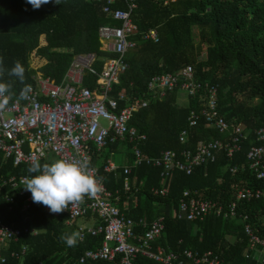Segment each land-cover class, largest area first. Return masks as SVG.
Returning <instances> with one entry per match:
<instances>
[{"label": "trees", "instance_id": "obj_1", "mask_svg": "<svg viewBox=\"0 0 264 264\" xmlns=\"http://www.w3.org/2000/svg\"><path fill=\"white\" fill-rule=\"evenodd\" d=\"M134 3L136 47L126 55L128 69L113 85L111 94L149 98L148 105L135 112L130 122V127L146 137L139 145L142 155L157 157L163 150L193 151L200 141L226 142L233 127L239 126L246 138L232 158L220 151L215 162L195 167L190 174L174 171L165 180L160 178V169L151 165L143 163L133 168L132 146L124 142L108 145L99 156H93L91 165L98 169L106 190L118 198L116 204L128 218H143L150 223L163 217L164 231L157 245L176 254L186 250L213 252L222 264H264V256L257 263L256 255L248 251L243 233L245 223L259 234L264 233V179L255 176L246 158L250 147L260 144L256 132L264 127V0H134ZM103 6L97 0H62L60 5L52 0L34 10L27 0H0V57L4 58V66L10 69L19 60L26 69L25 83L29 85L35 83L37 72L53 83H60L77 55H96L95 68L102 70L104 61L113 56L101 51L99 29L118 26L103 13ZM112 7L124 9L126 3L116 0ZM151 29L158 33L156 44L141 41L140 35ZM41 38L45 43H40ZM32 52L45 61L37 69L30 66ZM185 67L192 68L198 82L217 87V109L229 126L228 132L221 134L206 123L199 113L197 97L189 98L177 89L161 99L147 94L146 84L152 77L175 74ZM4 79L14 82L13 99L17 98L23 85L14 77ZM95 79L89 74L85 85L94 88ZM179 97L182 103L178 102ZM191 111L198 117L189 126ZM181 131H185L183 142L178 141ZM120 150L124 165L131 168L127 176L123 174L124 165H120ZM110 159L118 170L105 174L102 168ZM38 163L51 162L45 159ZM29 167L14 166L0 152V183L35 175L27 171ZM162 187L166 188V195L153 193ZM242 188L263 195L237 201L233 218L212 214L203 221L191 222L177 217L178 202L185 190L197 191L203 198L227 208ZM28 196L32 194L21 193L20 188L16 190L11 185L1 189L0 219L38 231L35 237H24L10 244L2 252L4 264H69L83 251L100 246L101 235L87 236L76 246H67L61 237L77 232L76 225L67 226L63 215L48 216L44 205L33 200L23 210ZM127 196L135 198L136 204L125 210L122 202ZM23 248L26 252L19 260L9 258L10 252L20 253ZM136 264L159 263L139 256Z\"/></svg>", "mask_w": 264, "mask_h": 264}, {"label": "built area", "instance_id": "obj_2", "mask_svg": "<svg viewBox=\"0 0 264 264\" xmlns=\"http://www.w3.org/2000/svg\"><path fill=\"white\" fill-rule=\"evenodd\" d=\"M103 2V13L118 23V26H103L99 29L101 51L113 57L104 61L102 70L95 68L98 58L94 54L74 56L68 70L60 83H53L49 77L37 72L30 98L26 100L12 99L7 108L0 112V152L5 159H11L14 166L38 163L54 156L68 161L88 160L93 174L103 186L95 198H85L76 206L69 205L63 213L53 214L44 206V212L51 217L63 215L65 224L72 226L76 219H93L89 225L76 226L82 241L85 237L101 235L103 240L95 249H87L81 255L69 261V264H86L97 262H115L116 264H136L139 256H143L159 264H222L218 255L213 252L199 253L183 251L173 253L157 245L164 231L162 216L147 223L145 219L128 218L116 206L118 200L104 186L103 179L96 167L91 165L93 156H99L110 144L124 142L131 145L133 154L132 167L141 164L151 165L160 169V178L168 179L174 172L190 174L195 167L213 163L220 151H225L229 158L240 150V142L246 138L241 126L233 127L231 137L222 142L218 139L200 141L195 149H184L179 153L163 150L157 157L142 155L139 145L146 140L145 135L130 127L133 114L149 103V98L132 97L124 93L112 95V87L128 69L126 55L136 47L133 40L138 35L136 26L132 23V11L136 8L134 0H123L124 9H114L116 0H97ZM141 41L156 44L158 33L151 29L140 35ZM90 74L95 77V86L85 85ZM147 94L161 99L166 93L179 90L189 98H198L199 113L206 123L224 134L229 131L228 124L217 109V87L209 83H200L191 67H185L175 74H162L152 77L146 84ZM198 117L191 111L188 118L189 126L195 124ZM100 121L107 123L103 127ZM257 146H252L247 152L249 168L258 179H264V127L256 132ZM185 131H181L178 141L183 142ZM123 174L129 175L131 168L122 167ZM118 167L108 161L102 168L105 174L115 173ZM11 185L13 189H21V193L31 194L24 190L25 185L9 179L0 183L1 189ZM124 189H128V180H124ZM154 194L164 196L165 187L153 190ZM263 195L260 191L238 189L236 200L228 205L205 199L197 191L185 190L178 202L177 217L191 222L203 221L209 215L233 218L236 215V203L239 200H249ZM32 197L28 196L23 210L30 206ZM246 216L243 217V221ZM243 233L247 239V249L256 255V262L264 256V233L259 234L251 225L245 223ZM38 231L19 228L0 219V264L6 259L2 252L8 250L10 244H15L24 237H35ZM25 248L20 253L10 252L9 258L19 260L25 254ZM249 256H246L248 259Z\"/></svg>", "mask_w": 264, "mask_h": 264}, {"label": "clouds", "instance_id": "obj_3", "mask_svg": "<svg viewBox=\"0 0 264 264\" xmlns=\"http://www.w3.org/2000/svg\"><path fill=\"white\" fill-rule=\"evenodd\" d=\"M52 0H27L34 10L51 3ZM55 4H62V0H55ZM26 69L19 61L14 62L10 69L4 66V58L0 57V112L4 111L15 96L14 82L5 81V76L14 77L23 85L18 100L30 98L32 86L25 83ZM31 176L21 178L23 188L32 194L34 203L49 208L53 214L63 213L69 205L76 206L85 198H95L103 190V186L90 168L89 161L64 159L52 163H33L27 170ZM62 241L69 247L77 245L80 239L78 232L62 236Z\"/></svg>", "mask_w": 264, "mask_h": 264}, {"label": "rangeland", "instance_id": "obj_4", "mask_svg": "<svg viewBox=\"0 0 264 264\" xmlns=\"http://www.w3.org/2000/svg\"><path fill=\"white\" fill-rule=\"evenodd\" d=\"M45 43L44 41V38H41V41L40 43L42 44ZM45 63L44 59H40L38 56H36L34 54V52H32V54L30 55V66L34 69H37L39 68L41 65H43ZM182 98L179 97V103H182ZM100 124L103 126V127H107V123L104 122V121H100ZM48 160L52 163L54 161L57 160V158H55L54 156H49ZM111 162V161H110ZM94 222L93 219H85V218H82V219H76L74 220V225L78 226V225H85V226H89L91 225L92 223Z\"/></svg>", "mask_w": 264, "mask_h": 264}, {"label": "crops", "instance_id": "obj_5", "mask_svg": "<svg viewBox=\"0 0 264 264\" xmlns=\"http://www.w3.org/2000/svg\"><path fill=\"white\" fill-rule=\"evenodd\" d=\"M121 154H120V157H119V161H120V165H124V160H123V157H124V154L122 153L123 152V150H120L119 151ZM112 156V155H111ZM116 156V155H115ZM49 158V157H48ZM47 158V159H48ZM109 161H111V162H113L112 161V159H110ZM113 164L114 165H116L117 167H118V165L117 164H115L114 162H113ZM125 166V165H124ZM115 204H116V202H115ZM135 204H136V200H135V198H132L131 196H127V197H125V199L123 200V202H122V207H123V209H127L129 206H132V207H134L135 206ZM116 206L119 208V206L116 204Z\"/></svg>", "mask_w": 264, "mask_h": 264}]
</instances>
